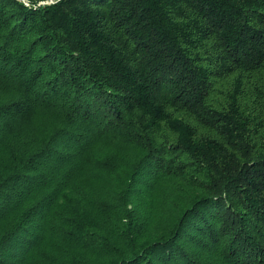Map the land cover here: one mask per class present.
<instances>
[{"label": "trees", "instance_id": "trees-1", "mask_svg": "<svg viewBox=\"0 0 264 264\" xmlns=\"http://www.w3.org/2000/svg\"><path fill=\"white\" fill-rule=\"evenodd\" d=\"M0 0V264H264V0Z\"/></svg>", "mask_w": 264, "mask_h": 264}, {"label": "built area", "instance_id": "built-area-1", "mask_svg": "<svg viewBox=\"0 0 264 264\" xmlns=\"http://www.w3.org/2000/svg\"><path fill=\"white\" fill-rule=\"evenodd\" d=\"M26 4H30L27 0H23ZM55 0H42L39 2L38 5H46V4H51L54 3Z\"/></svg>", "mask_w": 264, "mask_h": 264}]
</instances>
